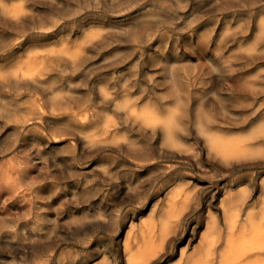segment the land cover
<instances>
[{
	"label": "rangeland",
	"instance_id": "obj_1",
	"mask_svg": "<svg viewBox=\"0 0 264 264\" xmlns=\"http://www.w3.org/2000/svg\"><path fill=\"white\" fill-rule=\"evenodd\" d=\"M0 2V264H132L149 241L142 264H191L213 220L210 264L264 260V0Z\"/></svg>",
	"mask_w": 264,
	"mask_h": 264
},
{
	"label": "bare ground",
	"instance_id": "obj_2",
	"mask_svg": "<svg viewBox=\"0 0 264 264\" xmlns=\"http://www.w3.org/2000/svg\"><path fill=\"white\" fill-rule=\"evenodd\" d=\"M4 1H5V0H4ZM52 1H53V0H52ZM0 3H1V2H0ZM4 4H5V3H4ZM7 5H8V4H7ZM0 7H1V6H0ZM11 7H14V6H11ZM22 8H23V7H22ZM22 8H21V9H22ZM9 9H10V8H9ZM14 9H15V8H14ZM16 9L19 10V8H16ZM14 11H15V10H14ZM14 11H13V12H14ZM19 11H21V10H19ZM2 12H4V11H2ZM9 13H10V10H9ZM11 13H12V12H11ZM14 13H15V12H14ZM21 14H22V12H21ZM6 15H7V14H6ZM12 15H13V14H12ZM12 15H11V16H12ZM15 17H16V16L14 15L13 18L15 19ZM17 20H18V19H17ZM25 21H26V20H25ZM263 22H264V21H263ZM261 23H262V22H261ZM261 23H260V24H261ZM261 25H262V24H261ZM259 26H260V25H259ZM250 27H251V26H250ZM247 29H248V28H247ZM258 29H260V27H258ZM49 30H50V29H49ZM56 30H57V29H56ZM261 30H262V28H261ZM77 32H78V31H77ZM91 32H92V31H91ZM91 32L89 31V32H88V35L86 34V36H89V34H90ZM96 32H97V31H96ZM262 32H264V31H262ZM49 33H50V32H49ZM93 33H95V32H92V34H93ZM90 35H91V34H90ZM93 35H94V34H93ZM93 35H92V37H94ZM253 35H254V34H253ZM253 35H252V36H253ZM261 36H262V35H261ZM89 37H90V36H89ZM95 37H96V36H95ZM83 38H84V37H83ZM85 38H86V37H85ZM90 38H91V37H90ZM82 40H83V39H82ZM85 40H86V39H85ZM85 40H84V41H85ZM88 42H89V41H88ZM251 42H252V41H251ZM256 42H257V41H256ZM75 43H76V42H75ZM81 43H82V42H81ZM84 43H85V42H83V44H84ZM85 44H86V43H85ZM255 45H256V44H255ZM255 45H254V46H255ZM174 47H175V46H174ZM252 47H253V46H252ZM49 48H50V47H49ZM77 48H79V47H77ZM77 48H76V49H77ZM42 49H43V48H42ZM63 49H65V48L63 47L62 50H63ZM250 49H251V48H250ZM57 50H58V49H57ZM62 50H61V54L63 55L64 52H63ZM65 50H67V49H65ZM77 50H78V49H77ZM164 50H166V49H164ZM39 51H40V50H39ZM39 51L37 50L36 53H39ZM51 51H52V50H51ZM53 51L56 52L55 49H54ZM75 51H76V50H75ZM162 51H163V50H162ZM255 51H256V50H255ZM34 52H35V51H34ZM43 52H44V50H43ZM58 52H59V50H58ZM62 52H63V53H62ZM261 52H262V51H261ZM27 53H28V52H27ZM47 53H49V52H47ZM51 53H52V52H50L49 54H51ZM56 54H57V53H56ZM64 54H65V53H64ZM38 55H39V54H38ZM75 55H76V53H75ZM28 56H29V55H28ZM31 56H32V55H31ZM34 56H35V55H34ZM50 56H51V55H50ZM52 56H53V55H52ZM57 56H58V55H57ZM66 56H67V54H66ZM68 56H69V55H68ZM71 57L73 58L74 56H71ZM61 58H62V57H61ZM248 58H250V57H248ZM248 58H247V59H248ZM28 59H29V57H28ZM45 60H46V59H45ZM47 60H48V59H47ZM185 60H186V59H185ZM190 60H191V59H190ZM213 60H214V59H213ZM248 60H249V59H248ZM33 61H34V60H33ZM5 62H6V61H5ZM28 62H29V61H28ZM177 62H178V61H177ZM218 62H219V61H218ZM1 63H2V62H1ZM1 63H0V64H1ZM25 63H26V62H25ZM44 63H45V62H44ZM171 63H172V62H171ZM211 64H212V63H211ZM211 64H210V65H211ZM216 64H217V63H216ZM18 65H19V64H18ZM18 65H17V66H18ZM31 65H32V64H31ZM40 65H41V64H40ZM170 65H171V64H170ZM208 65H209V63H208ZM22 66H23V65H20L19 67H22ZM27 66H28V65H27ZM29 66H30V65H29ZM29 66H28V67H29ZM212 66H213V65H211V67H212ZM249 66H250V65H249ZM258 66H259V65H258ZM28 67H27V68H28ZM30 67H31V66H30ZM32 67H33V66H32ZM197 67H198V66H197ZM253 67H254V66H253ZM14 68H15V67H14ZM34 68H35V67H34ZM249 68H250V67H249ZM16 69H18V68H15V70H14L16 73L19 72V71H18L19 69L21 70V68H19L18 70H16ZM28 69H29V68H28ZM28 69H27V70H28ZM31 69H32V68H30V72H31V74H32L33 71H31ZM200 69H202V68L200 67ZM200 69H199V70H200ZM218 69H219V68H218ZM235 69H236V68H235ZM250 69H251V68H250ZM261 69H262V68H261ZM7 70L11 71V73H12V70H10V69H7ZM7 70H6V72H7ZM263 70H264V69H263ZM28 71H29V70H28ZM28 71H27V72H28ZM200 71H201V70H200ZM202 71H204V69H203ZM222 71H223V70H222ZM3 72H4V71H3ZM23 72H24V71H23ZM25 72H26V71H25ZM255 72H256V71H255ZM263 72H264V71H263ZM263 72H262V73H263ZM8 73H10V72H8ZM16 73H15V76L17 77ZM21 73H22V71H21ZM33 73H34V72H33ZM199 73H201V72H199ZM24 74H25V73H24ZM31 74H30V75H31ZM202 74H203V73H202ZM205 74H206V73H205ZM252 74H253V73H252ZM1 75H2V74H1ZM27 75H28V74H27ZM195 75H196V73H195ZM219 75H220V74H219ZM233 75H234V74H233ZM233 75H232V77H233ZM258 75H259V74H258ZM258 75H257V77H258ZM15 76H14V77H15ZM43 76H44V75H43ZM209 76H210V75H209ZM250 76H251V75H250ZM250 76H249V77H250ZM211 77H212V76H211ZM221 77H222V76H221ZM257 77H255V78H257ZM246 78H247V77H246ZM255 78H254V79H255ZM29 79H30V78H29ZM206 79H207V78H206ZM242 79H243V78H242ZM244 79H245V78H244ZM247 80H248V79H247ZM263 80H264V79H263ZM29 81H30V80H29ZM248 81H249V80H248ZM33 82H34V81H33ZM252 82H253V81H252ZM255 82H256V81H255ZM27 83H28V82H27ZM207 83H208V81H207ZM242 83H243V82H242ZM244 83H245V82H244ZM244 83H243V84H244ZM257 83H258V82H257ZM34 84H36V83H34ZM37 84H38V83H37ZM246 84H248V83H246ZM253 84H254V83H253ZM260 84H261V83H260ZM39 85H40V84H39ZM39 85H38V86H39ZM233 85H234V84H233ZM239 85H240V84H239ZM41 86H43V85L41 84ZM70 86H71V85L69 84V87H70ZM253 86H254V85H253ZM43 87H44V86H43ZM239 87H241V86H239ZM7 88H9V87H7ZM173 89H174V88H173ZM50 90H51V89H50ZM50 90H49V91H50ZM71 90H72V89H71ZM52 92H53V91H52ZM52 92H51V94H52ZM214 93H215V92H214ZM56 94H57V93H56ZM56 94H54V96H56ZM180 94H181V93H180ZM195 94H196V91H195ZM212 94H213V93H212ZM104 96H105V94H104ZM106 96H107V94H106ZM106 96H105V97H106ZM108 96H109V94H108ZM44 97H45V96H44ZM59 97H60V96H58V94H57L56 99L59 98ZM105 97H104V98H105ZM238 97H239V96H238ZM262 97H263V96H262ZM53 98H54V97H52V99H53ZM106 98H108V97H106ZM162 98H163V97H162ZM186 98H187V97H186ZM190 98H191V97H190ZM258 98H259V97H258ZM54 99H55V98H54ZM60 99H62V98L60 97ZM170 99H171V98H170ZM237 99H239V98H237ZM245 99H246V98H245ZM168 100H169V99H168ZM246 100H247V99H246ZM23 101H24V100H23ZM23 101H22V102H23ZM25 101H26V100H25ZM53 101H54V100H53ZM54 103H55V102H54ZM132 103H133V102H132ZM132 103H131V104H132ZM173 103H174V102H173ZM57 104H59V103L57 102ZM60 104H61V103H60ZM131 104H130V105H131ZM191 104H192V103H191ZM195 104H196V103H195ZM0 105H1V104H0ZM127 105L129 106V104H127ZM132 105H133V104H132ZM235 105H236V104H235ZM61 106H62V105H61ZM124 106H125V105H124ZM212 106H213V105H212ZM131 107H132V106H131ZM143 107H144V106H143ZM174 107H175V105H174ZM179 107H180V104H179ZM189 107H191V106H189ZM21 108H22V107H21ZM59 108H60V106H59ZM59 108H58V109H59ZM147 108H148V107H146V109H147ZM171 108H172V107H171ZM263 108H264V107H263ZM144 109H145V108L140 109V111H141V114H140V115H143V114H142V110H144ZM257 109H258V108H257ZM130 110H131V109H130ZM134 110L136 111V109H134ZM134 110H133V112L135 113ZM147 110H148V109H147ZM149 110H151V109H149ZM149 110H148V111H149ZM178 110H179V109H178ZM183 110H184V109H183ZM226 110H227V109H226ZM58 111H59V110H58ZM60 111H61V110H60ZM140 111H139V112H140ZM153 111H154V110H153ZM175 111H176V109H175ZM262 111H263V109H262ZM131 112H132V111H131ZM150 112H151V111H149V113H150ZM169 112H171V111L169 110ZM241 112H242V111H241ZM0 113H1V112H0ZM137 113H138V112H137ZM172 113H173V112H172ZM178 113H179V111H178ZM192 113H193V112H192ZM242 113H243V112H242ZM3 114H4V113H3ZM23 114H24V113H23ZM144 114H145V115H144L145 118H147V119L152 118V117H150V116H152V115L147 114V112L144 113ZM154 114L156 115V113H154ZM154 114H153V115H154ZM132 115H133V114H132ZM140 115H139V116L137 115V116L140 117ZM155 115H154V116H155ZM172 115H173V114H172ZM176 115H177V114H176ZM16 116H17V115H16ZM23 116H25V114H24ZM37 116H38V115H37ZM106 116H107V115H106ZM144 116H143V117H144ZM154 116H153V117H154ZM168 116H169V115H168ZM227 116H228V115H227ZM257 116H258V115H257ZM257 116H256V117H257ZM26 117H27V116H26ZM40 117H41V116H40ZM80 117H81V116H80ZM161 117H162V116H161ZM173 117H174V116H173ZM136 118H137V117H136ZM155 118H159V117L156 116ZM220 118H221V117H220ZM231 118H232V117H231ZM238 118H239V117H238ZM141 119H142V118H141ZM147 119H145V120H147ZM165 119H166V118H165ZM167 119H168V118H167ZM176 119H177V118H176ZM27 120H28V119H27ZM44 120H45V119H44ZM51 120H52V119H51ZM78 120H81V119L79 118ZM114 120H115V119H114ZM114 120H111V122H112V121L114 122ZM142 120L144 121V118H143ZM150 120H152V119H150ZM208 120H209V118H208ZM231 120H232V119H231ZM233 120H234V119H233ZM18 121H19V120H18ZM54 121H55V120H54ZM81 121H82V120H81ZM182 121H183V120H182ZM198 121H199V120H198ZM75 122H76V121H75ZM77 122H78V121H77ZM113 122H112V123H113ZM147 122H148V120H147ZM152 122H153V121H152ZM165 122H166V121H165ZM167 122H168L169 124H171V122H173V118H172V116L169 118V120H168ZM180 122H181V121H180ZM183 122H184V121H183ZM211 122H212V121H211ZM24 123H25V122H24ZM106 123H107V122H106ZM144 123H145V121H144ZM149 123H150V122H149ZM156 123H157V122H156ZM159 123H160V122H159ZM18 124H19V123H18ZM20 124H21V123H20ZM25 124H26V123H25ZM157 124H158V123H157ZM157 124H156V126H157ZM161 124H162V121H161ZM166 124H167V123H166ZM169 124H168V125H169ZM191 124H192V123H191ZM27 125H28V124H27ZM144 125L146 126V124H144ZM159 125H160V124H159ZM223 125H224V124H223ZM24 126H26V125H24ZM148 126H149V125H148ZM163 126H165V125H163ZM171 126H172V125H171ZM191 126H192V125H191ZM218 126H219V125H218ZM258 126H259V125H258ZM27 127H28V126H27ZM177 127H178V126H177ZM221 127H222V126H221ZM259 127H260V126H259ZM20 128H21V127H20ZM149 128H150V127H149ZM157 128H158V127H157ZM166 128H167V127H166ZM190 128H191V127H190ZM215 128H216V126H215ZM15 129H16V128H15ZM42 129H43V128H42ZM153 129H154V127H153ZM164 129H165V128H164ZM258 130H260V128H258ZM258 130H257V132L259 133ZM152 131H153V130H152ZM165 131H166V130H165ZM200 131H201V130H200ZM202 131H204V130H202ZM207 131H208V130H207ZM260 131H261V130H260ZM33 132H34V131H33ZM167 132L170 133L171 131H167ZM204 132H205V131H204ZM124 133H125V132H124ZM202 133H203V132H202ZM211 133H212V132H211ZM226 133H227V132H226ZM248 133H249V132H248ZM17 134H19V133H17ZM48 134H49V133H48ZM90 134H91V133H90ZM122 134H123V133H122ZM160 134H161V133H160ZM165 134H168V133H165ZM170 134H171V133H170ZM203 134H204V133H203ZM77 135H78V134H77ZM171 135H172V134H171ZM206 135H207V134H206ZM250 135H251V132H250ZM252 135H254V134H252ZM201 136H203L204 138L206 137V136H204V135H201ZM217 136H218V135H217ZM217 136L214 135V134H210V133L207 135V137H209V138H207V142H208V141L211 142L209 145H210V146L212 145L214 148H216L217 150H219V151L221 152V154H222V152L225 153V154H226L225 157H226L227 154H229V153H230V154L234 153V152L232 151L233 149H232L230 143L225 142L224 140L220 139V137H217ZM80 137H81V136H80ZM98 137H99V136H98ZM98 137H96V138H98ZM221 137H222V136H221ZM227 137H228V136H227ZM237 137H238V136H237ZM245 137H246V136H245ZM96 138H95V139H96ZM164 138H165V137H164ZM251 138H253V136H252ZM254 138H256V137H254ZM254 138H253V139H254ZM85 139H86V138H85ZM167 139H168V138H167ZM208 139H209V140H208ZM236 139H238V138H236ZM243 139H244V138H243ZM248 139H249V141L251 140L250 138H248ZM86 140H87V139H86ZM165 140H166V139H165ZM165 140H164V141H165ZM171 140H174V139H171ZM240 140H241V139H240ZM87 141H89V138H88ZM164 141H163V142H164ZM174 141H176V140H174ZM237 141H238V140H237ZM243 141H244V140H243ZM93 142H94V141H93ZM125 142H126V140H125ZM125 142H124V143H125ZM166 142H167V141H166ZM235 142H236V141H235ZM245 142H246V141H245ZM86 143H87V142H86ZM104 143H105V142H104ZM169 143H170V144H169L170 146L173 145V144H176V143L171 144V142H169ZM237 143H238V142H237ZM240 143H241V142H240ZM248 143H249V142H248ZM87 144H89V143H87ZM110 144H111V143H110ZM110 144H109V145H110ZM118 144H119V142H118ZM165 144H166V143H165ZM177 144H178V143H177ZM177 144H176V145H177ZM90 145H91V144H90ZM114 145H115V144H114ZM166 145H168V143H167ZM176 145L173 146L174 149H176V148H175ZM240 145H242V143H241ZM244 145H245V144H244ZM102 146H103V144H102ZM162 146L164 147L165 145H163V143H162ZM177 146L179 147L180 145H177ZM181 146H182V145H181ZM232 146H233V145H232ZM234 146H236V145L234 144ZM238 146H239V145H238ZM163 147H162V148H163ZM165 147H167V146H165ZM182 147H183V146H182ZM184 147H185V146H184ZM239 147L241 148V146H239ZM162 148H161V149H162ZM167 148H168V147H167ZM170 148H171V147H170ZM188 148H189V147H188ZM147 149H148V148H147ZM165 149H166V148H165ZM216 149H215V152H216ZM234 149H235V148H234ZM242 149H243V148H242ZM244 149H245V148H244ZM244 149H243V150H244ZM169 150H170V149H169ZM210 150H211V149H210ZM212 150H213V148H212ZM235 150H236V149H235ZM262 150H263V149H262ZM213 151H214V150H213ZM240 151H241V150H240ZM240 151L238 152L239 155L241 154ZM253 151H254V150H253ZM231 152H232V153H231ZM245 152H246V153H245ZM260 152H261V151H260ZM247 153H249V151H246V150H245V151H244V154H247ZM253 153H254V152H252V154H253ZM262 153H264V152H262ZM180 154H181V153H180ZM215 154H216V153H215ZM230 154H229V155H230ZM188 155H189V154H188ZM223 155H224V154H222V157H223ZM229 155H228V156H229ZM233 155H234V154H233ZM233 155H231V156H233ZM237 155H238V154H237ZM239 155H238V157H239ZM241 155H243V154H241ZM247 155H248V154H247ZM253 155H254V154H253ZM255 155H257V154H255ZM260 155H261V154H260ZM216 156H217V155H216ZM228 156H227V158H229ZM234 156H235V155H234ZM234 156H233V157H230L229 159L234 158ZM249 156H250V154H249ZM219 157H220V156H219ZM247 157H248V156H247ZM253 157H254V156H253ZM223 158H224V157H223ZM223 158H222V159H223ZM227 158L225 159V161L228 160ZM243 158H244V155H243ZM261 158H262V157H261ZM234 159H235V158H234ZM234 159H233V160H234ZM237 160H238V159H237ZM237 160H236V161H237ZM124 161H125V160H124ZM222 161H223V160H222ZM225 161H224V162H225ZM169 162H170V161H169ZM159 163H160V162H159ZM164 163H166V162H164ZM170 164H172V163L170 162ZM154 165H155V164H154ZM129 166H130V165H129ZM149 166H150V165H149ZM172 166H173V165H172ZM131 167H132V166H131ZM185 167H186V166H185ZM188 168H189V167H188ZM95 169H96V168H95ZM137 169H138V168H137ZM149 169H150V168H149ZM180 169H181V168H180ZM183 169H184V167H183ZM190 169H191V168H190ZM251 170H252V169H251ZM254 170H255V169H254ZM103 171H104V169H103ZM190 171H191V170H190ZM252 171H253V170H252ZM138 172H139V171H138ZM174 172H175V171H174ZM191 172H192V171H191ZM72 173H73V172H72ZM105 174H107V172H106ZM171 174H172V173H171ZM174 174H175V173H174ZM194 174H195V173H194ZM103 175H104V174H103ZM109 175H110V174H109ZM109 175H106V176H109ZM168 175H169V174H168ZM161 176H162V175H161ZM194 176H195V175H194ZM110 177H111V176H110ZM108 178H109V177H108ZM216 179H217V178H216ZM249 179H250V178H249ZM74 180H75V179H74ZM161 180H162V179H161ZM224 180H225V179H224ZM232 181H233V180H232ZM44 182H45V181H44ZM157 182H158V181H157ZM215 182H216V181H215ZM220 182H221V181H220ZM161 183H162V182H161ZM194 183H195V182H194ZM213 183H214V182H213ZM46 184H47V183H46ZM81 184H82V183H81ZM222 184H223V183H222ZM227 184H228V183H227ZM231 185H232V184H231ZM235 185H236V184H235ZM164 186H165V185H164ZM180 186H181V185H180ZM183 186H184V185H183ZM81 187H82V186H81ZM84 187H85V186H84ZM41 188H42V186H41ZM44 189H45V188H44ZM170 189H171V188H170ZM179 189H181V188H178L177 191H180V192L183 191V190L181 191V190H179ZM197 189H198V188H197ZM197 189H196V190H197ZM41 191H42V190H41ZM46 191H47V190H46ZM46 191H45V192H46ZM95 191H96V190H95ZM241 191H242V190H241ZM241 191H240V192H241ZM42 192H43V191H42ZM173 192H174V191H173ZM180 192H177V193L179 194V196H180ZM193 192H195V190H194ZM247 192H248V191H247ZM247 192H246V193H247ZM177 193H176V194H177ZM242 193H243V192H242ZM262 193H263V192H262ZM173 194H174V193H173ZM173 194H172V196H170V197H171L170 202H172ZM186 194H187V193H186ZM188 194H189V193H188ZM192 194H193V193H192ZM107 195H108V194H107ZM120 195H121V194H120ZM189 195H190V194H189ZM241 195H242V194H241ZM244 195H245V194H243V196H244ZM109 196H110V195H109ZM157 196H158V195H157ZM187 196H188V195H187ZM217 196H218V195H217ZM230 196H231V195H230ZM245 196H246V195H245ZM123 198H124V197H123ZM149 198H150V197H149ZM153 198H154V197H153ZM179 198H180V197H179ZM189 198H190V197H189ZM241 198H244V197L241 196ZM103 199H104V198H103ZM187 199H188V198H186V200H187ZM179 200H180V199H179ZM183 200H184V199H183ZM183 200H182V201H183ZM238 200H239V199H238ZM254 200H255V199H254ZM157 201H158V200H157ZM162 201H163V200H162ZM186 202H187V201H185L184 203H186ZM149 203H150V202H149ZM216 203H217V202H216ZM238 203H239V202H238ZM241 203H243V202H241ZM109 204H110V203H109ZM166 204H167V203H166ZM186 204H188V203H186ZM186 204H184V205H186ZM167 205H168V204H167ZM236 205H237V203H236ZM238 205H239V204H238ZM140 206H141V205H140ZM154 206H155V205H154ZM157 206H158V205H157ZM180 206H182V203H181ZM215 206H216V205H215ZM217 206H218V205H217ZM221 206H223V205H221ZM240 206H241V205H240ZM242 206H243V205H242ZM245 206H246V205H245ZM253 206H254V205H253ZM232 207H233V206H232ZM261 207H263V206H261ZM184 208H186V207L184 206ZM236 208H237V207H236ZM236 208H234V209H236ZM104 209H105V208H104ZM128 209H129V208H128ZM157 209H158V208H157ZM223 209H224V208L222 207V210H223ZM234 209H233V210H234ZM237 209H238V208H237ZM79 210H80V209H79ZM154 210H155V209H154ZM181 210H182V208L179 207V205H175V204L173 203V204L170 205V207H168V210H167L166 215L164 216V218L161 219L162 221H161V227H160V232H159V233H161V236H160V237H161V240H162V244H163V241H164V240H165V242L167 241L166 238L171 234V232H172L173 230H176V228L179 226V221H180V220H179V217H180V214H183V213H181ZM228 210H229V208H228ZM233 210H232V211H233ZM234 211H235V210H234ZM234 211H233V212H234ZM250 211H251V210H250ZM183 212H184V211H183ZM185 212H186V209H185ZM223 212H224V210H223ZM225 212H226V210H225ZM231 213H232V212H231ZM235 213H237V212L235 211ZM248 213H249V212H248ZM99 214H100V213H99ZM237 214H238V213H237ZM237 214H236V215H237ZM250 214H251V213H250ZM250 214H249V215H250ZM261 214H262V213H261ZM229 215H230V214H229ZM247 215H248V214H247ZM181 216H182V215H181ZM218 216H219V215H218ZM226 216H227V214H226ZM251 216H253V215H250V217H251ZM260 216H261V215H260ZM96 217H97V216H96ZM99 217H100V216H99ZM99 217H98V218H99ZM229 217H230V216H229ZM248 217H249V216H248ZM261 217H262V216H261ZM261 217H260V218H261ZM101 218H102V217H101ZM180 218H181V217H180ZM230 218H231V217H230ZM233 218H234V217H233ZM244 218H245V217H244ZM246 218H247V216H246ZM246 218H245V220H246ZM96 219H97V218H96ZM96 219H95V220H96ZM211 219H212V218H211ZM236 219H238V218H236ZM251 219L253 220V218H251ZM251 219H250V220H251ZM78 220H79V219H78ZM104 220H105V219L103 218V221H104ZM148 220H149V219H148ZM150 220H152V219H150ZM234 220H235V218H234ZM248 220H249V218H248ZM259 220H260V219H259ZM261 220L263 221V219H261ZM96 221H97V220H96ZM98 221H100V220H98ZM103 221H101V222H103ZM142 221H143V220H142ZM159 221H160V220H159ZM232 221H233V220H232ZM235 221H236V220H235ZM246 221H247V220H246ZM262 221H261V224L263 223ZM104 222H105V221H104ZM144 222H145V220H144ZM147 222L150 223V221H147ZM147 222H146V223H147ZM156 222H157V221H156ZM230 222H231V221H229L228 223H230ZM249 222H253V221H249ZM255 222H256V221H255ZM90 223H91V222H90ZM112 223H113V222H112ZM134 223H135V222H134ZM151 223H152V222H151ZM151 223H150V224H151ZM253 223H254V222H253ZM253 223H252V224H253ZM98 224H99V223H98ZM119 224H120V223H119ZM237 224H239V223H237ZM254 224H256V223H254ZM232 225H233V224H232ZM232 225H231V226H232ZM234 225H236V223H234ZM242 225H244V224H242ZM250 225H251V224H250ZM256 225L258 226V223H257ZM54 226H55V225H54ZM119 226H120V225H119ZM143 226H144V224H143ZM155 226H156V224H151V227H152V228H155ZM231 226H230V227H231ZM236 226H237V225H236ZM253 226H254V225H253ZM132 227H133V226H132ZM146 227H147V225H146ZM209 227H210L209 232L207 233V235L205 236V239H204V242H205V244L207 245V246H206L207 248H206L205 250H203L201 253H197V254L194 256V258L192 257L193 260H192L191 264H210V263H211V261L209 260L210 257H211L210 254L212 253V252L210 253V251H211L210 249H212V248H213L212 246L214 245V239H215V238H214L213 236H214V232H215V230H217V229H216V221L213 220L212 223H211V225H210ZM233 227H234V226H233ZM240 227H241V226H240ZM249 227H250V226H249ZM251 227H252V226H251ZM251 227H250V228H251ZM258 227L260 228V224H259ZM90 228H91V227H90ZM119 228H120V227H119ZM139 228H140V227H139ZM148 228L150 229V227H148ZM242 228H243V226L241 227V229H242ZM261 228H262V227H261ZM263 228H264V227H263ZM263 228H262V229H263ZM130 229H131V228H130ZM132 229H134V228H132ZM229 229H231V228H229ZM232 229H233V228H232ZM252 229H253V228H252ZM142 230H143V229H142ZM145 230H148V229L145 228ZM145 230H144V231H145ZM249 230H250V229H249ZM263 230H264V229H263ZM263 230L261 231V229H260V233L263 232ZM51 231H52V229H51ZM131 231H132V230H131ZM133 231H134V230H133ZM139 231H140V230H139ZM150 231H151V229H150ZM230 231H231V230H230ZM230 231H228V232H230ZM244 231H246V230H244ZM250 231H254V230H250ZM257 231H258V228H257ZM120 232H121V231H120ZM129 232H130V231H129ZM141 232H142V231H141ZM153 232H155V230H154ZM242 232H243V230H242ZM14 233H15V232H14ZM151 233H152V232H151ZM159 233H158V234H159ZM185 233H186V232H185ZM230 233H232V232H230ZM243 233H244V232H243ZM247 233H248V232H247ZM251 233H252V232H250V234H251ZM255 233H256V234L254 235V237L252 236V234H254V233L251 234L252 238L255 240L254 242H256V240H258V239H256V237L259 236V235H258L259 233H258V234H257V232H255ZM45 234H46V233H45ZM45 234H44V235H45ZM120 234H121V233H120ZM143 234H144V233H143ZM147 234H149V231H148ZM241 234H242V233H241ZM244 234H245V233H244ZM250 234H249V235H250ZM262 234H264V233H262ZM106 235H107V234H106ZM127 235H128V234H127ZM171 235H172V234H171ZM215 235H216V234H215ZM256 235H257V236H256ZM130 236H131V234L129 235V238H130ZM149 236H150V235H149ZM230 236H231V235H230ZM239 236H240V235H239ZM239 236H238V237H239ZM241 236H243V234H242ZM241 236H240V238H241ZM245 236H246V235H245ZM251 236H249V237H251ZM49 237H50V235H49ZM49 237H48V238H49ZM51 237H52V236H51ZM108 237H109V236H108ZM127 237H128V236H127ZM151 237H152V234H151ZM170 237H171V236H170ZM195 237H196V235H195ZM199 237H200V236H199ZM221 237H222V236H221ZM249 237H247V238H249ZM262 237H263V235H262ZM143 238H145V237H143ZM148 238L150 239V237H148ZM148 238H147V239H148ZM154 238H155V237H154ZM227 238L230 239V238H232V237H227ZM243 238L245 239V237H243ZM243 238H242V239H243ZM252 238H251V241H253ZM257 238H259V237H257ZM263 238H264V237H263ZM45 239H46V238H45ZM147 239H146V241H147ZM233 239H234V238H233ZM78 240H79V239H78ZM142 240H143V239H142ZM150 240H151V239H150ZM161 240H160V241H161ZM230 240H231V239H230ZM230 240H229V241H230ZM239 240H240V242H241V239H237V240L234 239V241H237V242L241 245V243L239 242ZM246 240L248 241V239H246ZM44 241H46V240H44ZM101 241H102V240H101ZM143 241H144V240H143ZM178 241H179V240H178ZM229 241H228V239H227L226 243H228ZM242 241H244V240H242ZM260 241H261V240H259V241H257V242H259V244H260ZM262 241H264V240H262ZM262 241H261V242H262ZM25 242H26V241H25ZM135 242H136V239H135ZM151 242H152V241H151ZM151 242L149 241V246H147L146 249L143 248L142 251H140V252H138V253L136 252L137 255H135V257L133 258V260H132V264H142L143 262L148 261V260L151 259L155 254L158 253V252L156 253V250H158V249H156V248H157L158 246L156 247L155 245H158L159 243H158V244H156V243L151 244ZM153 242H154V241H153ZM232 242H233V241H232ZM257 242H256V244H257ZM126 243H127V241H126ZM129 243H130V242H129ZM144 243H145V242H144ZM238 243H235V244L233 243V245H236V244H238ZM248 243H249V241H248ZM252 243H253V242H252ZM42 244H43V243H42ZM90 244H91V243H90ZM127 244H128V243H127ZM135 244H136V243H135ZM192 244H193V243H192ZM199 244H200V243H199ZM203 244H204V243H203ZM230 244H231V242H229L228 245H230ZM243 244H244V245H245V244L247 245V243H245V242H244ZM259 244H257V246H258ZM261 244H263V243H261ZM21 245H22V243H21ZM38 245H39V244H38ZM54 245H55V244H54ZM95 245H96V244H95ZM97 245H99V244H97ZM146 245H147V244H146ZM228 245H227V246H228ZM233 245H232V246H233ZM240 245H239V246H240ZM250 245H251V244H250ZM139 246H140V245H139ZM186 246H187V245H186ZM232 246H231V248H232ZM236 246H238V245H236ZM236 246H234V247L236 248ZM239 246H238V247H239ZM241 246H243V245H241ZM248 246H249V244L247 245V247H248ZM253 246H255V244H253ZM257 246H256L255 248H257ZM140 247H142V245H141ZM159 247H162V248H163V246H160V244H159ZM225 247H226V246H225ZM249 247H250V246H249ZM260 247H263V245H261ZM137 248H138V247H137ZM162 248H161V249H162ZM185 248H186V247H185ZM228 248H229V246H228ZM228 248H226V249H228ZM251 248H252V246H251ZM253 248H254V247H253ZM126 249H127V248H126ZM128 249L130 250V248H128ZM226 249H224V251H225ZM232 249H233V248H232ZM236 249H238V248H236ZM246 249H247V248H246ZM259 249H260V248H259ZM261 249H262V248H261ZM261 249H260V250H261ZM181 250H182V249H181ZM183 250H184V249H183ZM229 250H231V249H229ZM229 250H228V251H229ZM233 250H235V249H233ZM241 250H242V249H241V247H240V251H241ZM243 250H244V249H243ZM248 250H250V249H247V251H248ZM255 250H257V249H255ZM46 251H47V250H46ZM53 251H54V250H53ZM130 251H131V250H130ZM135 251H137V249H136ZM179 251H180V250H179ZM228 251H226V254H227ZM240 251H238L237 253L239 254ZM257 251H258V250H257ZM127 252H128V251H127ZM161 252H162V251H161ZM181 252H183V251H181ZM184 252H186V251H184ZM194 252H195V251H194ZM235 252H236V251H235ZM243 252H245V251H243ZM243 252H240V253H243ZM261 252H262V250H261ZM83 253H84V252H83ZM132 253H133V251H132ZM221 253H222V251H221ZM221 253H220V254H221ZM229 253H230V252H229ZM231 253H232V251H231ZM246 253H247V252H246ZM246 253H243L244 255H242V256H245ZM130 254H131V253H130ZM159 254H160V253H159ZM233 254H236V253L233 252ZM223 255H224V254H223ZM43 256H44V255H43ZM156 256H157V255H156ZM158 256H159V255H158ZM183 256H184V255H183ZM183 256H182V257H183ZM225 256H226V255H225ZM228 256H229V254H228ZM232 256H233V258L235 259L234 255H231V257H232ZM240 256H241V254H240ZM128 257H129V253H128ZM130 257H131V256H130ZM180 257H181V256H180ZM223 257H224V256H222L220 260L224 259ZM260 257H261V256H260ZM126 258H127V257H126ZM155 258H156V257H154V259H155ZM226 258H227V257H226ZM229 258H230V256H229L227 259H229ZM239 258H240V257H239ZM261 258H262V257H261ZM215 259H216V258H215ZM242 259H243V258H242ZM242 259H241V260H242ZM263 259H264V258H263ZM106 260H107V259H106ZM106 260H105V262H106ZM165 260H166V259H165ZM178 260H179V262H180L181 259L178 258ZM178 260H177V261H178ZM235 260L238 261V258L235 259ZM241 260L239 259V261H241ZM254 260H255V259H254ZM261 260H262V259H261ZM107 261H108V260H107ZM231 261H232V259H231ZM231 261H230V263H231ZM256 261H260V260H259V259H256ZM262 261H264V260H262ZM262 261H261V263H262ZM108 262H109V261H108ZM221 262H222V264H230L229 261L226 262V259L223 260V261H220L219 263H221ZM233 262H234V264H235V261H234V260H233ZM254 262H255V261H254ZM74 263H75V262H74ZM83 263H84V262H83ZM100 263H101V262H100ZM106 263H107V262H106ZM245 263H246V262H245ZM245 263H243V264H245ZM252 263H253V261H252ZM257 263H258V262H257ZM261 263L259 262L258 264H261ZM144 264H145V263H144ZM146 264H147V262H146ZM179 264H180V263H179ZM231 264H232V263H231ZM255 264H256V263H255ZM262 264H264V263H262Z\"/></svg>",
	"mask_w": 264,
	"mask_h": 264
}]
</instances>
